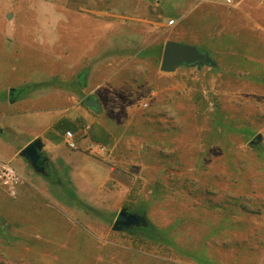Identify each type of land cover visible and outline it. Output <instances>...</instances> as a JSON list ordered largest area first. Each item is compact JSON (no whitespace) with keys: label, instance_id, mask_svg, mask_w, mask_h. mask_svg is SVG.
<instances>
[{"label":"rangeland","instance_id":"obj_1","mask_svg":"<svg viewBox=\"0 0 264 264\" xmlns=\"http://www.w3.org/2000/svg\"><path fill=\"white\" fill-rule=\"evenodd\" d=\"M232 2L0 0V125L12 87L49 95L68 75L80 87L85 62L101 61L116 87L99 99L109 148L98 158L112 171L96 186L35 173L0 129V264H264V0ZM167 40L215 65L162 71ZM228 120L253 133H222ZM133 206L159 228L174 224L173 243L112 230ZM199 249L202 259L189 256Z\"/></svg>","mask_w":264,"mask_h":264},{"label":"crops","instance_id":"obj_2","mask_svg":"<svg viewBox=\"0 0 264 264\" xmlns=\"http://www.w3.org/2000/svg\"><path fill=\"white\" fill-rule=\"evenodd\" d=\"M231 3H233L232 0L227 4ZM253 29L255 35H260L256 27ZM66 34L68 37L69 30ZM97 40L100 39L97 38ZM66 41L64 45L66 46L67 59L64 58L65 52L62 53V59L69 63L70 44L68 38ZM100 49L101 47L98 44L93 47V51ZM97 56L98 54L93 56V59ZM100 62L97 64V69L95 65V68L91 71L88 69L90 63H84V70L75 76L80 84V87L77 88L69 83L70 75L65 76L60 88L53 87L49 95H43L39 92L33 95L31 94V86L30 89L26 85L21 88L12 87L18 93L15 98H11L12 95H9L8 105L12 113L10 117L4 118L5 121L3 122L5 124L0 125L1 132L5 134L3 128L13 131L8 137L10 139H7L10 140L8 145L15 144L16 146L14 151L10 150L13 157L19 155V150L33 138H41L43 143L41 152L47 159V167H45L47 175L45 176L31 168L35 173L44 176L46 179L55 181L57 178H61L59 176L61 174L57 175V172L64 171V176L69 177V180L75 185L81 183L79 180H85L88 185L96 186L99 183L98 181L107 178L112 171V167H103V162L98 158L102 155L106 156L109 148V132L99 116L103 110L99 99L104 96L105 92H112L116 87L114 83H111L113 77L109 78L106 77L107 74L101 73ZM213 65H215V60ZM89 96H94L98 100L101 105L99 111L94 112V110L84 105V101ZM44 99L47 101L44 102ZM52 99L55 100L52 101ZM48 103H51V106H48ZM67 130L75 134L78 142L77 149L72 150L65 143L64 132ZM1 136L0 134V147L5 148L4 138ZM97 146L101 149L96 150ZM90 147L95 151H91ZM21 158L28 164L23 157ZM103 171H105V175H102ZM63 185L66 184H62V188H64ZM73 191L75 192V190Z\"/></svg>","mask_w":264,"mask_h":264},{"label":"water","instance_id":"obj_3","mask_svg":"<svg viewBox=\"0 0 264 264\" xmlns=\"http://www.w3.org/2000/svg\"><path fill=\"white\" fill-rule=\"evenodd\" d=\"M213 64L214 60L209 53L200 49L196 45L186 44L175 40H167L164 42L160 60V69L162 71L172 72L181 65H196L197 67H201L203 65ZM10 91H14V88H11ZM84 105L94 111H99L101 108L100 103L94 96H89L84 101ZM260 138V133L255 134L251 143H256ZM42 146L43 143L41 138L36 137L24 145L19 150L18 154L23 157L36 172L46 176L47 173L45 172V166L47 165V159L41 152ZM39 162L44 165H40ZM146 224L147 219L144 214L121 208L113 220L112 230L120 231Z\"/></svg>","mask_w":264,"mask_h":264},{"label":"trees","instance_id":"obj_4","mask_svg":"<svg viewBox=\"0 0 264 264\" xmlns=\"http://www.w3.org/2000/svg\"><path fill=\"white\" fill-rule=\"evenodd\" d=\"M207 51V50H206ZM31 86V85H29ZM14 91H17L16 89ZM221 118L217 119V122H219V124H221ZM222 133L228 134V135H232L235 133H239L240 131L244 134V135H250L252 132L251 129L249 128H239V129H235L233 128V125L231 123L230 120L227 121V123H222ZM216 127V126H215ZM217 130V129H216ZM217 132V131H216ZM64 186V190L65 192L68 194V196L73 199V200H78L77 195L75 194V192L73 191V189H70L69 187H67L66 185ZM128 210V209H127ZM147 210V209H146ZM129 211H133V212H138L140 214H144L145 212V208H136L133 206L132 209H130ZM99 215L102 216V218H104L103 216V212L99 211L97 212ZM147 219V218H146ZM125 231L135 234V235H140V237L142 238H146V239H150V240H155V241H160L163 243H173V239L175 236V225L174 224H169L167 226H164L162 228H159L153 224H150L147 220V224L146 225H141V226H134L128 229H124ZM190 252H192V255H189L190 257L192 256H196L197 259H202L203 254H202V250L199 249L197 250H188ZM205 258V256H204ZM196 262L201 263V261L196 260ZM222 264V263H221Z\"/></svg>","mask_w":264,"mask_h":264},{"label":"built area","instance_id":"obj_5","mask_svg":"<svg viewBox=\"0 0 264 264\" xmlns=\"http://www.w3.org/2000/svg\"><path fill=\"white\" fill-rule=\"evenodd\" d=\"M224 1L227 3L231 2V0H224ZM172 22H173V20H170L169 23H172ZM64 141L69 148H72V149L78 148L77 139L75 137V134L72 131L67 130L64 132ZM89 149H91V151H93L92 147H90ZM99 149H101V148H99L97 146L96 150H99ZM2 169H3L2 173H1L2 183L5 185L7 191L10 194H14V192H15L14 190H15V187H16V184L18 181V175L12 168H10L6 164L2 167Z\"/></svg>","mask_w":264,"mask_h":264},{"label":"flooded vegetation","instance_id":"obj_6","mask_svg":"<svg viewBox=\"0 0 264 264\" xmlns=\"http://www.w3.org/2000/svg\"><path fill=\"white\" fill-rule=\"evenodd\" d=\"M11 94H12V93H11ZM11 94H10V95H11ZM39 164H40V165H44V164H42L41 162H39ZM40 165H39V166H40ZM45 167H47V165H46Z\"/></svg>","mask_w":264,"mask_h":264}]
</instances>
